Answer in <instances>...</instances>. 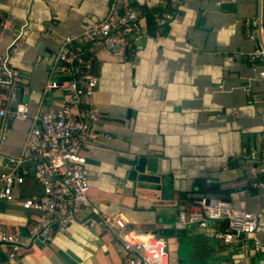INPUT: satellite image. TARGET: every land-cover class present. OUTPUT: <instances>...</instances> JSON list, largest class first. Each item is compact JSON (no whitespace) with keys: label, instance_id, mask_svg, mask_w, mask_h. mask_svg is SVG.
I'll use <instances>...</instances> for the list:
<instances>
[{"label":"crops","instance_id":"1","mask_svg":"<svg viewBox=\"0 0 264 264\" xmlns=\"http://www.w3.org/2000/svg\"><path fill=\"white\" fill-rule=\"evenodd\" d=\"M112 1L0 0V49L20 30L25 33L11 64L22 72L19 95L31 113L61 107L67 90L47 86L52 55L65 36L105 18ZM126 2L164 10L159 0H118L117 5ZM263 11L264 0H181L163 33L139 39L134 57L97 51L92 103L102 119L84 149V166L90 202L102 214L122 216L129 228L165 237L192 194L229 192L235 206L259 214L256 235L264 240V189L226 187L242 176L244 148L255 146L264 154V77L249 58L261 34L255 28L249 33L245 24ZM2 125L0 117V134ZM30 126V119H7L0 177L11 167L9 158L24 152ZM34 164L27 154L24 182L15 186L18 199L42 192ZM89 215L84 207L68 232L36 239L13 258L10 245L0 244V264H125L117 236L100 224L85 225ZM36 217L18 200L0 197V230L18 232L27 242ZM204 235L208 238L197 244L191 264L195 257L205 264H264L262 253ZM169 238L177 251L179 239ZM170 257L173 264H184L179 253Z\"/></svg>","mask_w":264,"mask_h":264},{"label":"built area","instance_id":"2","mask_svg":"<svg viewBox=\"0 0 264 264\" xmlns=\"http://www.w3.org/2000/svg\"><path fill=\"white\" fill-rule=\"evenodd\" d=\"M164 10L153 13L157 31H163L174 20L181 0H159ZM113 0L102 20L89 22L74 34L64 37L52 55L49 65V88L64 86L66 98L55 113H31L28 103L20 98L24 77L11 64V56L25 36L20 30L12 42L0 49V117L3 120L0 144L4 141L7 119L31 120L24 152L10 157L11 167L0 180V197L17 201L37 214L28 229V241L18 232L0 230V244L10 245L13 258L24 245L36 239L51 240L57 233H66L79 212L88 207L87 226L100 224L119 239L125 264H173L168 240L152 232L129 228L122 216L102 214L89 199L90 180L85 169L84 149L94 136V126L102 113L92 103L98 77L93 71L96 53L106 49L115 57L130 59L136 55L139 39L148 35L146 16L130 3L117 5ZM248 32H260V41L249 58L260 65L264 77V13L245 21ZM29 154L35 160L34 175L42 186L38 196L17 198L15 186L22 184L27 173L21 166ZM242 176L226 187L232 189H264V154L255 146L244 148ZM225 188V186H224ZM259 214L235 206L229 199L204 195L194 198L188 209L182 208L175 222L177 228L196 226L221 243L237 250H253L264 254V240L256 235Z\"/></svg>","mask_w":264,"mask_h":264},{"label":"trees","instance_id":"3","mask_svg":"<svg viewBox=\"0 0 264 264\" xmlns=\"http://www.w3.org/2000/svg\"><path fill=\"white\" fill-rule=\"evenodd\" d=\"M133 6H135V7H137V8H140V9H142L143 10V12H144V14H145V16H146V20H147V25H148V34L149 35H154V34H156V33H158V31H157V27H156V24H155V20H154V18H153V13L155 12V11H158V10H160L159 8H156V7H153V8H148V7H146V6H143V5H141V4H138V3H134L133 4ZM264 12V11H263ZM165 30H163V31H160L159 33H163ZM248 189H250V190H252V191H255L256 189H254V188H248ZM206 194V193H205ZM229 192H226V195H227V198L229 199ZM194 200V198H192L191 199V201H193ZM188 206L189 205H185L183 208H185V209H188ZM173 219H176V218H173ZM174 221V220H173ZM188 229H189V226H187L186 228H177V227H175V226H172V227H170V228H168L166 231H167V233H166V236L167 237H177L178 239L181 237V235H183L182 233H185L186 231H188ZM193 229H194V231L197 233V234H203L204 232H201V231H199V229L197 228V227H193ZM195 232H193V233H195ZM205 234V233H204ZM203 234V235H204ZM205 237H207L206 235H204ZM208 238V237H207ZM211 238H213V237H211ZM214 239V238H213ZM218 241V240H217ZM223 244V243H222ZM221 244V245H222ZM225 245V244H224ZM226 246V245H225ZM196 258V261L194 260V262H195V264L197 263V264H205L204 262L205 261H203V262H201L202 260H204V259H201V260H199L197 257H195ZM194 258V259H195ZM183 260V263L186 261L184 258H182ZM191 261H192V259L190 260L189 259V261L187 262V264H191ZM200 261V262H199ZM199 262V263H198Z\"/></svg>","mask_w":264,"mask_h":264},{"label":"rangeland","instance_id":"4","mask_svg":"<svg viewBox=\"0 0 264 264\" xmlns=\"http://www.w3.org/2000/svg\"><path fill=\"white\" fill-rule=\"evenodd\" d=\"M183 235H181V237L179 238V247L177 249V251L173 250V243L171 240H169L170 238L165 236L166 239L168 240V244H169V250H170V254H176L179 253L180 258H184L186 261L184 262V264H187V262L189 261V259L191 260L193 257V254H195V252L197 251V244L199 242L204 241L205 236L203 234H195V233H189V229L188 231H186L185 233H182Z\"/></svg>","mask_w":264,"mask_h":264},{"label":"water","instance_id":"5","mask_svg":"<svg viewBox=\"0 0 264 264\" xmlns=\"http://www.w3.org/2000/svg\"><path fill=\"white\" fill-rule=\"evenodd\" d=\"M204 195H207V196H209V197H222V198H226V199H228L227 198V195L225 194V193H208V194H205V193H197V194H192L191 196H190V198H189V201L192 199V198H199V197H202V196H204ZM189 201H186V200H182V204L184 205V204H186V203H188ZM182 260H180V262H181Z\"/></svg>","mask_w":264,"mask_h":264}]
</instances>
